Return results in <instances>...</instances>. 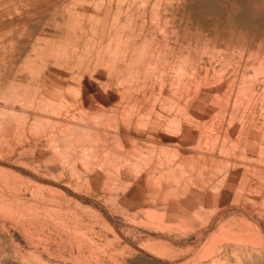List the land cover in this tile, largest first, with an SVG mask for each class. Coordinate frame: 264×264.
Wrapping results in <instances>:
<instances>
[{
	"label": "rangeland",
	"instance_id": "obj_1",
	"mask_svg": "<svg viewBox=\"0 0 264 264\" xmlns=\"http://www.w3.org/2000/svg\"><path fill=\"white\" fill-rule=\"evenodd\" d=\"M0 264H264V0H0Z\"/></svg>",
	"mask_w": 264,
	"mask_h": 264
},
{
	"label": "bare ground",
	"instance_id": "obj_2",
	"mask_svg": "<svg viewBox=\"0 0 264 264\" xmlns=\"http://www.w3.org/2000/svg\"><path fill=\"white\" fill-rule=\"evenodd\" d=\"M155 23V22H154ZM176 42V41H175ZM256 105V104H255ZM251 106H253V105H251ZM258 106V105H257ZM256 107V106H255ZM257 109V108H256ZM256 112V111H255ZM250 117V116H249ZM250 120V119H249ZM254 121V120H253ZM249 123V122H248ZM248 125V124H247ZM251 127V126H250ZM261 128V127H260ZM254 129V128H253ZM257 132H258V130H257ZM259 135V134H258ZM184 142V141H183ZM257 141H255L254 143H256ZM182 143V142H181ZM257 144V143H256Z\"/></svg>",
	"mask_w": 264,
	"mask_h": 264
}]
</instances>
